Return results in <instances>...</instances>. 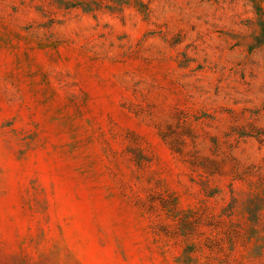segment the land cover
I'll list each match as a JSON object with an SVG mask.
<instances>
[{"label": "rangeland", "instance_id": "rangeland-1", "mask_svg": "<svg viewBox=\"0 0 264 264\" xmlns=\"http://www.w3.org/2000/svg\"><path fill=\"white\" fill-rule=\"evenodd\" d=\"M0 264H264V0H0Z\"/></svg>", "mask_w": 264, "mask_h": 264}]
</instances>
